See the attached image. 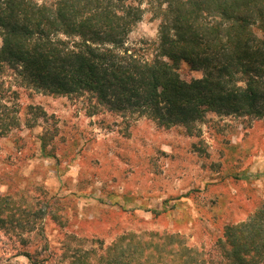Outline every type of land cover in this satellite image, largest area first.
<instances>
[{
    "label": "trees",
    "instance_id": "trees-1",
    "mask_svg": "<svg viewBox=\"0 0 264 264\" xmlns=\"http://www.w3.org/2000/svg\"><path fill=\"white\" fill-rule=\"evenodd\" d=\"M157 1L159 46L148 61L127 46L143 0H0V140L42 127L41 152L54 157L48 112L24 106L27 94L84 97L95 100L92 115L101 106L128 126L146 118L192 137L208 114L264 120V0ZM181 64L202 76L183 79ZM6 207L0 227L24 226ZM217 249L214 264H264V200L225 227ZM22 255L47 263L38 251ZM60 264L212 263L180 235L130 232L105 248L77 247Z\"/></svg>",
    "mask_w": 264,
    "mask_h": 264
},
{
    "label": "rangeland",
    "instance_id": "rangeland-1",
    "mask_svg": "<svg viewBox=\"0 0 264 264\" xmlns=\"http://www.w3.org/2000/svg\"><path fill=\"white\" fill-rule=\"evenodd\" d=\"M157 6L143 0L127 43L148 61L159 46ZM179 72L202 76L185 64ZM22 102L48 112L54 157L41 152L42 127L0 140V204L25 221L0 227V264H30L26 250L60 264L77 247L105 248L130 232L180 235L214 264L225 227L264 200V120L208 114L192 137L146 118L128 126L101 106L92 115L95 100L84 97L27 94Z\"/></svg>",
    "mask_w": 264,
    "mask_h": 264
}]
</instances>
